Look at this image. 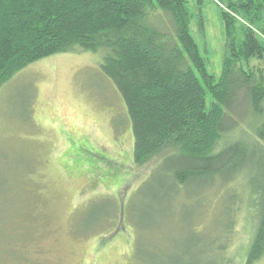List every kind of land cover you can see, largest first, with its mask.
I'll use <instances>...</instances> for the list:
<instances>
[{
  "label": "rangeland",
  "instance_id": "1",
  "mask_svg": "<svg viewBox=\"0 0 264 264\" xmlns=\"http://www.w3.org/2000/svg\"><path fill=\"white\" fill-rule=\"evenodd\" d=\"M187 1L192 9V0ZM202 16L203 34L194 21L191 32L217 80L225 44L219 7L207 2ZM157 28L171 33L166 20ZM102 58L100 53H60L29 65L0 88V223L3 200L10 204L18 194L29 206L31 231L28 239L18 241L19 236L9 246L15 259L3 246L0 260L134 264L136 219L149 221L163 209L173 211V223L153 226L142 240L161 253L160 259L243 264L254 228L250 193L262 185L256 173L217 182L203 195L187 187L172 196L164 178L171 165L160 160L171 150L142 166L133 163L130 122L119 92L101 72ZM250 66L264 75V60H252ZM247 133L240 125L222 136L214 151L234 140L255 148ZM24 169L27 177L18 176ZM10 175L22 177L18 189ZM256 264H264V251Z\"/></svg>",
  "mask_w": 264,
  "mask_h": 264
},
{
  "label": "trees",
  "instance_id": "2",
  "mask_svg": "<svg viewBox=\"0 0 264 264\" xmlns=\"http://www.w3.org/2000/svg\"><path fill=\"white\" fill-rule=\"evenodd\" d=\"M209 1L219 7L225 40L217 80L191 32L194 21L203 34L202 11ZM192 3L191 9L187 0H0V88L42 59L100 53L101 72L119 92L130 122L133 163L142 166L170 149L160 160L171 165L164 178L170 181L172 196L187 187L203 195L217 182L256 173L255 181L262 185L250 193L255 198L249 197L255 205L254 228L243 260L256 264L264 251V75L250 61L264 60V0ZM163 20L169 35L157 28ZM240 125L248 135L251 131L255 148L234 140L215 152L221 137L234 134ZM25 170L18 176L27 177ZM18 176L10 175L13 189L23 184ZM17 197H10V204L3 200L0 223V250L5 246L6 256L13 259L15 249L9 246L14 239L24 241L31 235L29 206ZM164 213L154 212L149 221L136 219L134 264L228 263L160 259L161 253L142 240L153 226L173 223V211Z\"/></svg>",
  "mask_w": 264,
  "mask_h": 264
}]
</instances>
